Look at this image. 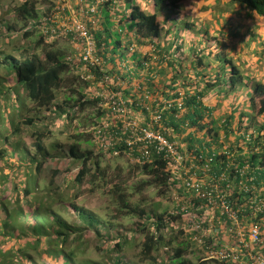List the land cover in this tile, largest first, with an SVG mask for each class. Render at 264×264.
<instances>
[{"label":"trees","instance_id":"16d2710c","mask_svg":"<svg viewBox=\"0 0 264 264\" xmlns=\"http://www.w3.org/2000/svg\"><path fill=\"white\" fill-rule=\"evenodd\" d=\"M39 1L20 0L12 7L10 5L12 0H0V38L11 39L19 34L28 37L31 22L37 29L38 24L50 28L49 21L43 20L57 13L60 20H67L73 17H86L91 14L93 8L96 9L100 16L99 27L97 30L93 29L92 33L97 45L115 41V47L121 48L123 41L128 45L136 43L139 48H148L145 56L136 54L133 57L136 59L144 57L145 61L149 62V66L154 69L156 66L159 67L157 71L167 76V85L170 89L168 93L163 91V95L172 96L174 103L182 100L185 111L181 112L177 107L171 106L162 114L156 128L160 129L182 154H186V151L180 147L186 145L188 141L198 140V143H193L189 147L194 154H188L187 162L184 161L176 174L167 170L170 159L168 162L164 156L160 157L156 152H153V157L156 159L152 162L143 161V169L154 179L153 184L169 185L175 190L174 195L172 193L176 203L175 212L148 213L142 208L133 207L129 204L122 188L119 186L120 190L118 186H115L116 191L119 192L117 194L120 201L129 209V213L139 216L140 219L146 216L145 218L151 220V223L142 221L130 234L119 233L115 237H109L107 234L100 233L95 225L101 224L105 229H110L111 225L102 224L92 212L73 202L69 204L78 211V218L84 224H78L76 221L69 222L54 209L55 202L61 201L64 196L62 194L55 196L60 189V186L55 184L56 177L60 173L59 169H52L50 174L49 186L55 187L39 190L41 177L38 174L45 169L46 162L56 156L53 149H59L58 145L49 147L45 143L44 136L52 133V129L48 127L37 130L36 141L33 142L32 147L28 148L22 144L18 134L23 127L35 126L37 122L42 121L50 122V124L58 123V125H61L59 122L69 124L68 121L79 118L88 106L97 104L99 99L89 91V82L86 83L84 90L73 94L72 89L70 95L57 99L62 88L64 89L65 86L72 88L74 84L71 79L64 77L66 73L77 71L76 74L82 78L81 72H84L85 64L79 60L81 50L73 47L68 59L63 52L54 48L47 49L44 57L38 52L16 57L12 53L0 51V57L2 55L0 67L5 69L2 77L0 76V143L4 142L3 147L0 148V159L7 156L9 164L16 168L14 171H4L5 165L0 160V184H4L9 190L12 186H15L17 190L21 189L0 197V264H133L127 259L124 248L131 242V237L139 231L143 236L140 243L142 259L155 263L157 257L153 255V251L163 244L162 227L165 224L175 225L176 222L180 224L179 233L182 236L185 235L186 240H192L195 237L205 244L209 253L216 250L223 243L224 236L221 232L228 229L220 227L219 232L215 233L220 217L215 215L213 219L210 216L204 208V201L197 196L196 188H187L186 183L182 184V178L185 181L195 172V169L197 171V164L201 167V162L204 163V161L200 153L206 150L207 136L212 135L213 132V137L216 138L221 129L224 131L226 140L234 137V143L228 145L229 154L217 156L216 159L219 162L213 165L211 171L213 178L205 177L204 170H201V173L204 174L208 183L219 182L220 189L226 193L231 205L243 214L247 224H259L264 227V81L244 74L242 67L235 60L237 53L229 52L226 46H219L224 40L226 27L216 37V40L221 39L218 48L222 50L217 48L214 51L207 50L208 43L213 41V39L210 40L208 30L204 36H199L200 42L192 37L187 39L189 47L186 49L184 43L167 38L173 29L171 27L164 29L160 26L158 13L150 14L143 11L135 4L136 0H79L72 8L69 1L75 0H59L57 3L54 0H45L50 5L44 11H40L39 8L40 12L38 11ZM146 1L149 3L151 0ZM182 1L154 0L157 7L172 8L178 7ZM213 1L222 3L228 0ZM229 1L244 4L252 11L264 15V0ZM12 12H15L23 21L22 24L9 21V15ZM188 22L186 26L192 29L193 23ZM51 32L49 30V33ZM162 36H166L164 41L161 39ZM231 36L236 39L238 34L234 33ZM46 37L47 34L43 33L42 38ZM248 56L250 60L248 59L247 62L253 61V54ZM112 60L113 65H116L113 57ZM239 62L246 61L242 59ZM130 83L131 81L128 80L127 84ZM155 87V83L148 85V88L157 94ZM124 89L125 87L120 86L113 90L117 92L122 90L123 95H130L129 90ZM137 90L136 95H130L131 101L128 100V104L135 109L144 107L143 104H138L137 97H144L145 92L142 89ZM215 90H225L226 95H230V100L225 106L219 105L223 112L217 116L214 115L211 120L213 123H206L203 119L206 115L211 116L213 108L203 104L202 99L207 101L208 97H214L215 95H211ZM243 97H245L244 102L249 103L250 108L253 109L252 115L247 117L246 110L239 111L237 108L241 105ZM29 102L31 105L28 106ZM162 103L163 101L156 103L153 110H157ZM228 107L232 110L229 114H225V109ZM143 110L145 111L144 108ZM100 116L98 112L97 117ZM221 119H225L224 122H220ZM198 130H205V133L195 140L194 135ZM83 136L82 133H78L73 138L81 139ZM178 140L183 141L181 146L178 145ZM114 147L109 148L106 153L120 156L125 152L133 151L134 155L138 154L137 145L128 146L123 142L116 147L119 150L118 154L113 153ZM92 154L91 150L81 151L80 145L76 144L70 145L68 151L63 152L62 155L70 160L83 163L71 185L80 186L86 175H90L89 180L92 181L104 176L105 173L97 159L94 170L87 167ZM188 161H192L196 166L189 172L185 171L190 165ZM17 171H21L20 175ZM178 173H182V177ZM224 174L227 176L223 177ZM14 175H18L17 184L9 181ZM172 176L173 181L170 182ZM147 183L141 182L140 187L147 186ZM200 183L199 180L197 184ZM233 187V191H230ZM38 190L40 195H37ZM175 195H178L179 199ZM91 227L96 229L97 236L100 238L113 240L111 248L101 247L100 249L106 254V263L90 259L77 262L75 259L77 249L81 248L84 242V230ZM188 248L189 243L184 244V241H180L177 246L170 248L172 253L163 264H196L192 259L185 257V254L189 253ZM260 248H264L263 245L257 250ZM209 262L210 264H237L229 259L218 257L210 259Z\"/></svg>","mask_w":264,"mask_h":264},{"label":"rangeland","instance_id":"374dc122","mask_svg":"<svg viewBox=\"0 0 264 264\" xmlns=\"http://www.w3.org/2000/svg\"><path fill=\"white\" fill-rule=\"evenodd\" d=\"M54 1L57 3L59 0ZM19 2L20 0H12L10 5L13 7ZM135 3H138L145 8L144 0H136ZM49 5V2L40 0L38 4V11L39 8L40 11H44ZM149 5L148 12L150 14L158 13L159 22L162 16L166 18V21L164 22L166 28L163 26L164 29H169L170 27L173 29L167 38L169 40L171 38L174 40L177 39L180 43H184V48L186 49L189 47L187 39L192 37L195 38L196 41L198 40L200 42L199 36H204L205 32L208 30L210 40L213 39V41L208 43L207 50L214 51L216 48L218 50H222L221 48H218L219 41H221V39L216 40V37L219 36L222 29L226 27L225 35L223 36L224 40L222 41V45L219 46H226L229 52L237 53L235 60L242 67L244 74L264 81V15L251 11L244 4L232 3L229 0L222 3H217L213 0H187L176 8L167 6L157 7L154 0H151L149 1ZM257 15H260L261 18ZM187 20L193 23L192 29L186 26ZM206 20L207 22H205ZM9 21L12 23H23L15 12H12L9 15ZM32 23L33 22L30 23L31 28L30 31L28 30L30 35L28 37L23 36L22 34H19L11 39L1 37L0 51L12 53L16 57L32 54V52H38L42 57H44L45 51L49 48L58 49L63 52L65 56L73 49V45L69 39L59 38L53 41L45 40L42 38L39 26H37V29ZM234 33L238 34L236 39L231 36ZM165 37L166 36L161 37L162 41L165 40ZM118 52L119 55L113 56L116 63L119 62V56L121 54L126 55L123 48L118 49ZM251 54H253V61L247 62L248 59L250 60L248 55ZM1 58L2 55L0 59ZM242 59L246 62H239ZM4 72V67H0L1 77ZM76 73L77 71H70L64 75V77H67L68 80L71 79L74 84L72 88L68 86H65V88L68 89L62 88L58 94V100L62 99L65 95H70L72 89L73 94L78 93L79 90H84L86 83ZM154 73L158 74L157 72ZM138 78H142V80H144V77L140 74L128 75V79L131 81L130 86H128L130 95H136L138 92L137 89L139 88L134 87L137 85ZM159 79L161 81L160 83L164 85V88L165 86L169 87L167 85V76L165 74L161 73L159 75ZM74 89L77 90L75 91ZM130 95L129 101H131ZM211 96L214 97L208 98L207 102L210 103L213 111L211 116H207L204 120L213 123L211 120L214 118V115L217 116L219 113L222 114L223 112L222 107L219 105L225 106L227 101L230 100V95H226L225 90H215ZM166 97L168 99H172L169 95ZM244 99L245 97L242 98L241 105H238L237 108H239V111L246 110L248 113L245 116L247 117V115H252L253 109L250 108L249 103L244 102ZM256 104L258 105V102ZM29 105H31L30 102L28 103V106ZM231 110L232 108H226L225 114H229ZM98 112L99 108L98 104H96L95 106H88L84 112L80 114L79 118L73 121H68L69 124L59 122L61 125H58V123L50 124V122L42 121L37 122L35 126H28L27 128L23 127L21 133L18 134L21 137L22 143H28L32 147L33 142L36 141L35 132L37 130L50 127L52 129V133H47V136H44L45 143L49 147H53L54 145L59 146V149L52 148L53 151H55L54 155L56 156L48 160L45 164V169L38 174L41 177V189L39 190L41 191L45 187H55L54 185L49 186L50 174L53 171L52 169H59L60 173L56 177L55 184L59 185L60 189L57 191L55 196H57V194H62L64 196L61 201L55 202L54 209L63 215V217H65L69 222L76 221L78 224L84 223L79 220L78 211H76V209H74V207L69 203L73 202L77 206L89 210L98 219H100L102 224L111 225L110 229L103 228L101 224L95 225L97 229L99 228L100 233L104 235L107 234L109 237H115L119 233L125 234L128 232L130 234L142 221L151 223V220L145 218L146 216L144 219H140L139 216L129 213V209L124 207L120 201L118 197L119 192L116 191L115 186H120L122 188L124 194L128 198L129 204H132L133 207L142 208L148 213L159 214L175 212L176 203L172 198V193L174 195L175 191L173 188L171 189L169 185V187L167 185H160V183L153 184L155 182L154 179L150 174L144 171L143 163L138 162L135 157L129 158L124 154L120 156H112L109 153L99 150L92 142L91 129L98 121ZM224 120L225 119H221L220 122H224ZM5 131L9 133V131ZM78 133H82L84 136L81 139L73 138V136ZM220 139L225 141L222 130H219L218 141ZM233 139L234 137L231 138V141H233ZM227 141H229V139ZM72 144H76L77 146L80 145V149L83 152L88 150L92 151V159L88 160L87 167L94 170V163L97 159L105 173L102 178L92 181L89 180L90 175H86L85 180L79 184L80 186H77V184L71 185L75 174L83 164H81L80 161L75 162L74 160H70L68 157L62 155L63 152L68 151L69 146ZM3 145L4 142H1L0 148L3 147ZM8 159L9 158H7V156H5L4 159H0L5 165L4 171H14L16 168L9 164ZM17 172L18 175H20L21 171ZM18 175H14V177L9 181H14V183L17 184L18 179L16 177ZM141 182H148L147 186L141 188ZM178 186H181V184H178ZM120 187L119 189L121 190ZM13 189L15 190L12 191ZM233 189L234 187L230 191H233ZM20 190H17L15 186H12L9 190V188L4 184H0V197H4L5 194L10 195L15 191ZM39 190L36 191L37 195H40ZM63 202L65 204H62ZM67 204L69 205L67 206ZM212 213H215L214 210ZM179 229L180 227L178 226V222L172 226L165 224V226L162 227L164 239L163 244L153 251V255L157 257V261L155 263L150 260L145 261L142 259L143 256L141 254L140 243L143 236L140 231L136 232L135 235H133L134 237H131V242L126 248H124V252L127 254V259L133 264H163L164 262H167L169 259L168 256L172 253L170 248L177 246L180 241H184V244L186 242L189 243V253H186L185 257L192 259L196 264H210V259H213L214 257L211 253H209L205 244L193 236L192 240H186V236H182V234L179 233ZM261 229L262 231L264 230L263 225ZM221 233L224 236V239L222 246L216 248L217 251L220 249L237 247L230 243V241L235 239L234 235L237 234V228L234 225L232 230H226ZM97 235L98 234L94 227L84 230V242L81 244V248L77 249L75 255L77 262L90 259L106 263V254L100 249L101 247H104L105 249L111 248L113 240L103 239ZM234 262L240 264L237 261Z\"/></svg>","mask_w":264,"mask_h":264},{"label":"clouds","instance_id":"9594fccd","mask_svg":"<svg viewBox=\"0 0 264 264\" xmlns=\"http://www.w3.org/2000/svg\"><path fill=\"white\" fill-rule=\"evenodd\" d=\"M144 1H145V8H143L138 3H135V4L138 5V6H140V8L143 11H147V13H149L148 12V8H149L150 5H149V3L146 0H144ZM185 1H187V0H183L179 5H182ZM78 2H79V0H75L74 2L69 1L70 8H72V6L74 4H76V3H78ZM167 7H170V6H167ZM90 13L91 14H89L86 17H73V18L67 19V20H60L58 18L59 17V13H57L54 16H52L51 18H46L45 20H43V21H49V24L51 26L50 28H46L44 26H39V24L37 26H39L40 33L41 34H43V33L47 34V37L45 38V40H47V41H49V40L53 41V40H57L59 38L60 39H69L70 42L72 43L73 47L81 50L80 51V54H81V52H82V50L84 48L85 39L82 37L81 31L79 29H77V23L84 24L86 26V28L88 29L89 35H90L91 39L93 40V42L95 43L96 50L98 51L99 55L103 59L102 68L105 70V72H102L100 70V67H90L89 68V67L85 66L84 72H81L82 73V80L85 83L89 82V84H90L89 85V91L93 92V94L95 95V97H98V99H99L98 102H97V104H98V108H99V112H100L101 116L98 117L97 123L91 129L92 130L91 131V134H92V139L91 140L97 146V148L99 150L106 152L108 150H104L102 148H99L98 145L93 140V130H94V128L96 126H98L102 122L103 118L106 117V115L109 114L110 113V110H111L109 107H107V106L104 105V103H107V102L109 103L110 102V97H106L105 95H106V93H110L111 95H114V96H121L126 101V104H127L128 108H129L128 109L129 112L132 115L139 117L143 121L142 123H143L144 126H146V124H149V121H150V114H149V112H147L146 110L144 111L143 108H141V107H139L137 109L133 108L132 106H130L128 104V100H129V95L128 94L127 95H123L122 90H119L117 92L116 90H113V89L116 88V87L124 86V85H127V86L130 85L131 83L130 84H127V81L129 80L128 79V75L129 74L136 75V73L140 74L141 71L138 69V67H140L142 69L144 68V66H145V68H149L150 67L149 66L150 64H149V62L147 63V61H145L143 59V57L141 59H136L135 57H133L134 55L132 53H133L134 50L136 51L137 47H139L138 44L133 43L131 45H128V43H126V42L123 43V41H122L121 48H123L125 50L126 55L121 54L119 56V62L116 65H113V63H112V61H113L112 60V57L114 55L115 56L119 55L118 54L119 53L118 52V49H120V48H116L115 47V41L114 42H108L107 44H101V46H98L97 45L96 39L93 36V33L92 32H93V29H96L97 30V28L99 27L100 16L96 12V9L92 10ZM255 13H257V12H255ZM257 16L259 18H261L260 15H257ZM160 19H161L160 20V23H161L160 26L161 27L164 26L166 28V25L164 24V22L166 21V18H164V16H162ZM187 21H189V20H187ZM52 29H54V31H52ZM49 30L52 31V32L49 33ZM124 36H125V34H124ZM69 54H67L65 56L66 59H68L70 57ZM82 69H81V71H82ZM158 69H160V68L156 66V69L154 70V72H157L158 74H155L153 72L151 75H148V77L150 78V81H148V83L146 81L145 87L142 88V90H144L145 94L148 91L150 92V94L152 95L151 96L152 97L151 98L152 100L146 99L143 96L142 97H139L137 99L139 101L145 100V102L147 104H150L152 106V110H153L154 106L156 105V103H159L160 101H163V103L161 105L159 104V108L157 110H155V111L153 110L154 112L161 111V109L164 107V105L166 104L167 101H173L172 102L173 103L172 106L177 107L181 112L185 111V108L183 106L181 108L179 107V104H178L179 102L178 103H174L175 102L174 99H170V98L168 99L166 97L167 95H163V91H166L167 90L169 92L170 89H168L169 87H166V86L164 88L163 87L164 85H162L160 83L161 81L159 79V75L160 74L157 71ZM104 74L109 75L110 76V79L108 80V82L103 81V84L100 85L98 83V81L102 78V76ZM88 75H91L92 78H90V79L86 78ZM140 75L144 76V74H140ZM153 83L156 84L155 90L158 91L157 94H155L153 90H150L148 88V85L153 84ZM144 84H145V82L143 83V85ZM103 94H105V95H103ZM180 101H182V100H180ZM202 103L203 104H206V105H210V103H208L204 99H202ZM168 109H164L162 111V114H164V112L166 110H168ZM206 117H207V115L205 116L204 119H206ZM204 121L206 123L207 122H210V121H206V120H204ZM119 123H121V122H119ZM157 125H159V123L155 124V126H154L155 129H157L156 128ZM157 130H159L167 138V136L160 129H157ZM185 133H187V132H185ZM204 133H205V130H199V131H197L195 133V135H194L195 140L199 139ZM223 133H224V131H223ZM218 137H219V135H218ZM218 137L214 138L213 137V132H212V135H210V136L208 135L207 136L206 141H205L206 142V144H205L206 150H205V152L200 153L201 156H202V160L204 161V163L201 162V167L198 166V164H197V174H198V176L206 184L208 182L205 180V177H209L210 179L213 178L211 176V171L213 170V165L214 164H218V162H219V160L216 159L217 156L222 155V154H226V153L229 154L228 153V147H229L228 145H230L231 143H234V139H233V141H231V138L229 139V141H227L228 139L226 140L225 134H224L225 141L223 139H220L218 141ZM177 142H178V145L179 146H181L182 143H183V141H180V140H178ZM193 143H195V144L198 143V140L197 141H188L186 145H184L183 147H180V148L184 149L186 151V153H188V154L189 153L190 154H194L190 150V148H189V147H191L193 145ZM22 144L26 145L27 148L28 147H31L28 143H22ZM216 144H218V145H216ZM116 147H114V149H115L113 151L114 154H118L119 153V150ZM110 148H112V147H110ZM116 150H118V153H115ZM137 153H138V151H137ZM124 155H126L129 158H134L135 157L137 159V161L140 162V163H143V161H145V160L139 159V157H140L139 153L136 156V155H134L133 152H131V153L125 152ZM161 156H164V154H160V157ZM154 159H156V158H154L153 157V154H152L151 159L150 160H146V162H152ZM246 167H248V165ZM167 170H169L170 173L174 174L169 169V164H168ZM201 170H204V173H206L205 177L203 176L204 174L201 173ZM178 175L182 177V173H178ZM226 176L227 175L224 174L223 177H226ZM172 181H173V176L170 178V182H172ZM183 183H185V181L182 178V184ZM209 184H211V185L218 184L219 185L218 188L221 191V194H223V195L226 196V193L223 192L220 189V184H219L218 181H212V183H209ZM186 187L187 188H190L187 185H186ZM199 199H201L202 201H204V208L206 209L207 212H209L210 216L213 217V219H214V216L215 215H218L220 217V219H221L220 220L221 223H219V220L217 221L218 227L214 230L215 233H218L219 232V228L220 227H224V228H227L228 230H231L230 223H228V222L225 223V221H226L225 218L226 217L221 214V210H220V207L218 205L215 204L214 206H211V207L206 208V206H205L206 200L204 198H201V197H199ZM177 206H178V204H177ZM213 210H214L215 213H212ZM236 210H237V212L239 214V218H240L241 222L244 224L245 229L248 231L249 228L252 225H254V224L253 223L247 224L246 221H245V217L243 216V214L240 213L238 209H236ZM255 225H258L260 227V230H261V234L260 235H261L262 241L260 243H258V244H252L250 250H252V253H254V255H259L260 254L264 258V252H263V249L264 248H260V250H257L259 246L261 247V245H263V247H264V237H263L264 230L262 231L261 225H259V224H255ZM178 226H180L179 223H178ZM247 237H248V235L246 236V238ZM234 238L235 239L232 240V241H230V243L232 245L237 246L236 243H235L236 240H237L235 235H234ZM236 248H239V247L237 246V247H235V249Z\"/></svg>","mask_w":264,"mask_h":264},{"label":"built area","instance_id":"2783aa9c","mask_svg":"<svg viewBox=\"0 0 264 264\" xmlns=\"http://www.w3.org/2000/svg\"><path fill=\"white\" fill-rule=\"evenodd\" d=\"M92 10H94V8ZM77 29L81 31L82 37L85 39L84 48L80 54L79 60L83 61L85 66L89 68L100 67V70L105 72L102 68L103 59L96 50L95 43L91 39L88 29L84 24L80 23H77ZM52 31H54V29H52ZM86 78L90 79L92 77L88 75ZM109 79L110 76L104 74L98 83L102 85L103 81L108 82ZM105 96L110 97V102L104 103V105L111 110L93 130V140L98 147L108 150L110 147H116L123 142L128 146L137 145V151L140 155L139 159L145 161L151 159L153 152L159 155L164 154L167 160L170 159L169 169L176 174L178 168L184 164V161L187 162L186 157L188 153L182 154L179 152L178 148L153 126V124H157L161 121L162 111L170 108L173 105L172 101H167L159 112H154L152 106L147 104L145 100L139 101L138 104L144 105V107L141 108H144L150 114L149 124L148 126H144L142 123L143 121L139 117L129 112L126 101L121 96H114L110 93H106ZM151 96L152 95L148 91L144 97L152 100ZM178 104L181 108L182 101H179ZM131 152L133 151L129 153ZM115 153H118V150H116ZM188 162H190V165L185 170L187 172L192 168H196L192 161ZM199 180L201 183L197 184ZM185 183L192 189L196 188L197 196L206 200V208L214 206L215 204L220 207L221 214L226 217L225 223H230L231 230L233 225L237 228V234L235 235L237 240L235 243L239 248L211 251V255L220 259L237 261L240 264H264L263 256L260 254L254 255L252 250H250L252 244H258L262 241L260 227L258 225H252L247 231L239 218L237 210L234 209L227 197L221 194L218 188L219 185L206 184L198 176L196 169L193 174L185 179ZM175 197L179 199L178 195H175ZM219 223H221L220 220ZM197 226H199V224H197ZM247 235L248 237L246 238Z\"/></svg>","mask_w":264,"mask_h":264},{"label":"crops","instance_id":"0c3cea01","mask_svg":"<svg viewBox=\"0 0 264 264\" xmlns=\"http://www.w3.org/2000/svg\"><path fill=\"white\" fill-rule=\"evenodd\" d=\"M148 50V48H139V47H137V49H136V51L134 50L133 51V55L135 56L136 54H143L144 56L146 55V53L148 52L147 51ZM137 51H139V53L137 52ZM142 57H139L138 59H141ZM143 59L145 60V58L143 57ZM138 69L141 71V73L140 74H144V80H142V78L140 79V78H138V82H137V85L136 86H134V87H138L139 89H142L143 87H145V85H146V81H147V83H148V81H150V78L148 77V75H151L153 72H154V68H152V66H150L149 68H145V66H144V68L142 69V68H140V67H138ZM153 69V70H152ZM136 72V71H135ZM138 73H136V75H137ZM142 76V75H141ZM154 76V75H153ZM145 82V84L143 85V83ZM135 84V83H134ZM123 87H125V89H128V86L127 85H124ZM187 132V131H186Z\"/></svg>","mask_w":264,"mask_h":264}]
</instances>
